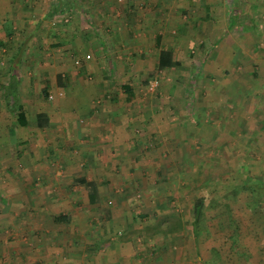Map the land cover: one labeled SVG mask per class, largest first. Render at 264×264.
I'll return each instance as SVG.
<instances>
[{
    "label": "crops",
    "instance_id": "0c3cea01",
    "mask_svg": "<svg viewBox=\"0 0 264 264\" xmlns=\"http://www.w3.org/2000/svg\"><path fill=\"white\" fill-rule=\"evenodd\" d=\"M36 1L0 0V57H5L4 67L0 61V104L9 106L7 113L0 110V264H208L209 249L221 250L215 264H223L222 224L215 245L209 246L211 231L204 226L197 231V218L191 223L186 205H179L177 225L162 228L161 196L155 192L165 182L154 178L159 163L182 169L189 161L185 151L192 132L206 136L213 131V146L222 147L217 140L224 137L222 119L214 126L190 124L193 118L182 116L179 99L139 97V56L155 59L142 73L156 66L159 50L173 48L157 29L167 31L180 13L190 12V19L206 31L203 41H217L221 27L226 30L222 43L217 41L218 54L204 65L219 72L240 48L230 44L252 50L241 36L256 35L255 30L264 47V19L258 27L236 23L249 27L239 32L229 29L230 19L239 21V14L227 17L213 0H87L89 10L100 7L104 18L98 24L104 29L99 38L95 31L81 38L72 33L73 45L79 49L86 40L84 54L93 58L86 62L93 82L82 83L73 71L68 76L55 70L50 76L48 67L29 71L20 66L22 59L42 57L43 44L50 43L43 32L51 10L46 4L42 10ZM13 25L21 28L12 30ZM56 42L60 54L65 47ZM260 54L264 57V51ZM100 58L103 65L96 67ZM172 59L178 60L173 52ZM36 90L66 94L46 104ZM39 113L43 116L37 120ZM174 155L173 163H167ZM261 197L247 194L239 200L251 203L243 208L246 219L243 210L233 213L232 264H264ZM218 213L216 218L222 216ZM198 232L205 234L200 247L205 256L192 257Z\"/></svg>",
    "mask_w": 264,
    "mask_h": 264
},
{
    "label": "rangeland",
    "instance_id": "374dc122",
    "mask_svg": "<svg viewBox=\"0 0 264 264\" xmlns=\"http://www.w3.org/2000/svg\"><path fill=\"white\" fill-rule=\"evenodd\" d=\"M213 1L215 4L220 3L222 5L227 17L233 16L234 13L239 14V21L230 19L229 29L246 32L249 27L245 29L237 25L250 22L258 27L257 24L263 22L264 17H259V15L264 14V0ZM15 2L22 3L25 0H15ZM36 2L41 3L42 10L45 8V4L48 11L53 10L45 18L47 23L44 24L45 30L43 32L45 34L43 38L49 40L50 43L43 44L45 50L42 57L22 59L20 66L29 71L38 67H48L50 76L54 75L55 70L64 72L68 76L70 75L69 72L73 71L76 82H93V76L89 74L90 71L86 68L87 61L93 58L91 56L84 58L87 41L84 40L85 45L83 47L79 45L80 51L76 45H73L75 43L71 39L72 33L74 35L78 33V38H81L79 36L81 34H88V31H90L89 33L95 31L96 38L103 34V24L102 22L98 24L104 18L99 11L100 7L97 6L96 9L92 7L93 9L89 10L86 6L89 5L87 0H37ZM55 5L58 8L56 6L55 9ZM94 14L95 16H93ZM189 14L191 15L190 12L180 13L173 24L174 26L166 28L167 31H164V27L157 29L163 31L162 35L166 46L171 45L173 47V55L180 61L178 66L163 69H156L153 66L151 70L142 73V70L149 68L155 59H152L154 57L139 56L138 80L141 92L139 97L156 100L161 98L179 99L181 101L179 107L183 108L182 116L187 115L193 118L190 124L197 121L198 126L201 124L214 126L219 124L216 120L221 118L224 137L223 139L217 138V140L223 145L222 147L219 145L218 149L213 146L216 138L212 135L213 131H207L206 136H198L199 134L192 132L185 151L189 161L185 162L186 166L183 163L184 169H179V166L174 167L173 165L172 167H165L164 163L158 164L159 173L154 178L160 179L161 183L165 182L160 187L161 189H156L155 192L156 195L161 196L159 197V201L161 200L159 204L163 213H160L159 221L162 228L177 225L174 223L176 221L175 212L182 213L183 207L179 205H186L185 210L189 212V219L192 223L193 206L199 205L201 217L197 216L198 222H195L196 226L194 227L197 231L201 226L208 227L211 231V234L208 235L209 246H211L215 245L216 234L222 224L219 236L224 231L221 235L223 238L221 243L224 248L223 264H232L234 258H231V255H235L236 251L230 248L236 233L233 229L237 226L233 213L241 214L240 211L245 208L244 205L251 204H243L239 200H244L247 194H251L254 200L259 195L263 194L264 196V57L260 56L264 47L257 42L258 33L255 30L253 32L256 35L247 34L244 39L242 36H238L252 50H245L241 44H230L231 47L232 45L240 46L236 50L234 58L226 61L227 64L225 63L226 65L220 68L219 72H216L217 69L215 70L213 66L206 69L204 67L205 62L208 63L209 60H213L218 54L216 46L219 44L217 41L218 43L221 42L226 30L221 27L217 41H203L202 38L205 37L206 31L201 32L202 27L197 25V19L191 20ZM249 16L252 20L247 18ZM193 22L195 23L193 24ZM236 23L238 24L235 26ZM17 28L20 29L21 26H12V30H18ZM22 34L20 32V37ZM57 40H61L62 46L65 47L60 54L55 49ZM79 41L77 39L76 43L81 44L82 40ZM67 45L70 46L67 47ZM72 46L75 47L70 52ZM206 47H208L207 53L204 50ZM230 50L234 52L235 48ZM0 58L1 67H4L5 57ZM75 59L79 60L77 65L74 64ZM94 62L96 67L103 65L102 58H100L99 63L98 59H95ZM237 65H239V69H236ZM1 85L3 84L0 83ZM62 90L48 92L47 95H42V91L36 90L35 94L37 97H41L44 103L49 104L55 98L66 94V90L61 93ZM26 93L29 94L30 91ZM31 94L32 92L30 97ZM163 107L164 105L160 109L162 110ZM0 110L7 113L9 110L8 103L5 102L4 106L0 104ZM177 114L180 115V113ZM186 124L184 122L183 127ZM179 125L181 126V123ZM174 157L175 155L167 163H173ZM163 159L165 158L163 157ZM161 165L164 168H161ZM263 199L261 197V200ZM253 206H255L254 202ZM257 207L259 208V206ZM245 210L247 209L245 208ZM245 210L241 215L246 219L248 214L246 215ZM218 211V214L222 216L216 218L215 215ZM201 240H205V234L201 232L193 234V246L190 251L192 257H201V254L202 257L205 256V252L200 250ZM220 252L221 250L209 249L207 251L208 264H215L216 258H221ZM236 261H239L238 257Z\"/></svg>",
    "mask_w": 264,
    "mask_h": 264
},
{
    "label": "trees",
    "instance_id": "16d2710c",
    "mask_svg": "<svg viewBox=\"0 0 264 264\" xmlns=\"http://www.w3.org/2000/svg\"><path fill=\"white\" fill-rule=\"evenodd\" d=\"M51 12H53V11H51ZM154 42H155L156 46H158V44H159V36H157L155 38ZM179 64H180V62L178 60L172 59L171 50H169V49H160L159 50L157 63H156V66H155L156 69L170 68V67L178 66ZM44 95H46V94L44 93ZM17 116L19 118H21L22 117V113H17ZM41 116H43V115H41L40 113L37 114V116H36L37 120H40ZM199 208H200V206L197 205V204H195L193 206V214H194L193 218H194V220H196V218H197V216L199 214Z\"/></svg>",
    "mask_w": 264,
    "mask_h": 264
},
{
    "label": "built area",
    "instance_id": "2783aa9c",
    "mask_svg": "<svg viewBox=\"0 0 264 264\" xmlns=\"http://www.w3.org/2000/svg\"><path fill=\"white\" fill-rule=\"evenodd\" d=\"M89 57V55L88 54H85V56H84V58H88ZM79 63V60L78 59H75L74 60V64H78Z\"/></svg>",
    "mask_w": 264,
    "mask_h": 264
}]
</instances>
